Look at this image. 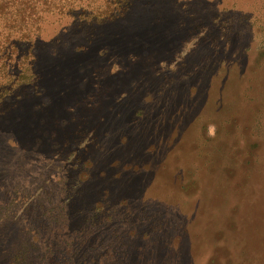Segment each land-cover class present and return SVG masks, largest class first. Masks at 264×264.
<instances>
[{
	"label": "rangeland",
	"instance_id": "1",
	"mask_svg": "<svg viewBox=\"0 0 264 264\" xmlns=\"http://www.w3.org/2000/svg\"><path fill=\"white\" fill-rule=\"evenodd\" d=\"M1 1L0 264H264V0Z\"/></svg>",
	"mask_w": 264,
	"mask_h": 264
},
{
	"label": "trees",
	"instance_id": "2",
	"mask_svg": "<svg viewBox=\"0 0 264 264\" xmlns=\"http://www.w3.org/2000/svg\"><path fill=\"white\" fill-rule=\"evenodd\" d=\"M14 1H15V0H3V2H4L5 5H8V3H12V4H14ZM2 4H3V3H2V1H1V2H0V6H1ZM23 5H24L25 8L30 7V6H27L26 2H24ZM19 6H20V5H19ZM22 21H23V20H22Z\"/></svg>",
	"mask_w": 264,
	"mask_h": 264
}]
</instances>
